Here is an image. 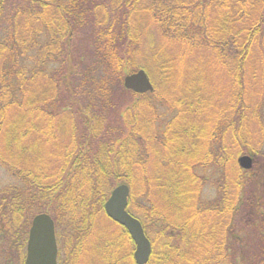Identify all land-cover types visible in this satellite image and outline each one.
Returning a JSON list of instances; mask_svg holds the SVG:
<instances>
[{"label":"trees","instance_id":"16d2710c","mask_svg":"<svg viewBox=\"0 0 264 264\" xmlns=\"http://www.w3.org/2000/svg\"><path fill=\"white\" fill-rule=\"evenodd\" d=\"M139 70L154 92L125 89ZM0 169V264L41 213L59 264H136L105 211L122 184L148 264H264V0H0Z\"/></svg>","mask_w":264,"mask_h":264},{"label":"water","instance_id":"95a60500","mask_svg":"<svg viewBox=\"0 0 264 264\" xmlns=\"http://www.w3.org/2000/svg\"><path fill=\"white\" fill-rule=\"evenodd\" d=\"M126 90L137 94L154 92V85L145 70H139L124 78ZM240 167L250 171L254 166V158L243 155L239 158ZM130 188L127 184L117 186L105 204L109 218L125 227L130 234L136 249L134 253L136 264H148L152 255V243L147 237L140 220L128 211ZM59 246L56 234V224L47 213L34 217L29 232L27 256L25 264H58Z\"/></svg>","mask_w":264,"mask_h":264},{"label":"rangeland","instance_id":"374dc122","mask_svg":"<svg viewBox=\"0 0 264 264\" xmlns=\"http://www.w3.org/2000/svg\"><path fill=\"white\" fill-rule=\"evenodd\" d=\"M239 160V159H238ZM231 177V176H230ZM258 177H259V180H260V178H262V175H258ZM220 176H218V177H213V178H211V180H210V183L206 186V189H205V194H208L209 196H212V201H214V200H217L218 198H219V192H218V186L216 185V184H218L217 182H218V180L220 181ZM255 178H257V177H255ZM231 180V179H230ZM258 179H254L253 181H252V183H254L255 184V182L257 181ZM262 180V179H261ZM263 180H264V178H263ZM214 181V182H213ZM10 182V178H9V175H8V173H7V171L6 170H4V169H0V183H5V185H7L8 183ZM216 183V184H215ZM251 183V185H249V183H248V185L246 186V188H247V190H248V192H249V190L253 187V185L254 184H252ZM257 184V183H256ZM222 185L223 186H226L224 183H222ZM252 186V187H251ZM255 186V185H254ZM256 192H258L257 193V195L258 196H260V195H264V183L263 184H261V187H258L257 188V190H256ZM130 194H131V190H130ZM129 198H130V196H129ZM158 200H160L159 198H157ZM262 208V207H261ZM263 211H264V208H263ZM264 212H262V214H263ZM245 217H247L246 216V214H245ZM256 217V216H255ZM243 218V216H242V214H239L237 217H236V223H237V227H238V232H237V234H239V236L241 237V239H242V241L244 242V241H252L251 240V237H253L254 236V231L251 229V226H249V228L247 227L246 229H244V228H242V227H240L241 225H240V223L241 224H245L244 223V218ZM228 219H231L230 218V216H229V218ZM197 223H198V225H199V227H202V228H204V229H206V231H207V233L208 234H211V231L213 230V227H214V225H216V223L218 222V219H217V217H215V215H211V214H208V215H201V216H198L197 217ZM233 226H234V224H232ZM231 225V226H232ZM230 226V227H231ZM253 239V238H252ZM258 243V241L256 240L254 243H253V245L255 244V247L256 248H260V246L259 245H261V244H257ZM156 249L157 250H159V248H160V241H158L157 242V244H156ZM188 246H186L184 249L185 250H188Z\"/></svg>","mask_w":264,"mask_h":264},{"label":"flooded vegetation","instance_id":"af4514ba","mask_svg":"<svg viewBox=\"0 0 264 264\" xmlns=\"http://www.w3.org/2000/svg\"><path fill=\"white\" fill-rule=\"evenodd\" d=\"M58 264H59V261H58Z\"/></svg>","mask_w":264,"mask_h":264}]
</instances>
